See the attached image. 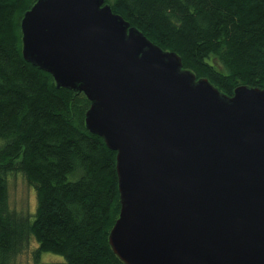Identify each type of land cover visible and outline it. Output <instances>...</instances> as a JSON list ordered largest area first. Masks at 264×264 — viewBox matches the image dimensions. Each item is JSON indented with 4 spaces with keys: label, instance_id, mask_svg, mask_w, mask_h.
<instances>
[{
    "label": "water",
    "instance_id": "95a60500",
    "mask_svg": "<svg viewBox=\"0 0 264 264\" xmlns=\"http://www.w3.org/2000/svg\"><path fill=\"white\" fill-rule=\"evenodd\" d=\"M20 29L24 60L85 95L116 154L121 262L264 264V90L225 96L105 0H37Z\"/></svg>",
    "mask_w": 264,
    "mask_h": 264
},
{
    "label": "trees",
    "instance_id": "16d2710c",
    "mask_svg": "<svg viewBox=\"0 0 264 264\" xmlns=\"http://www.w3.org/2000/svg\"><path fill=\"white\" fill-rule=\"evenodd\" d=\"M37 0H0V264L33 238L65 264H124L108 236L120 211L115 152L89 132L83 93L57 88L22 56L20 22ZM182 68L232 97L264 90V0H105ZM22 174L34 214L9 209L7 176Z\"/></svg>",
    "mask_w": 264,
    "mask_h": 264
},
{
    "label": "rangeland",
    "instance_id": "374dc122",
    "mask_svg": "<svg viewBox=\"0 0 264 264\" xmlns=\"http://www.w3.org/2000/svg\"><path fill=\"white\" fill-rule=\"evenodd\" d=\"M7 195L10 210L19 214H34L35 193L22 174L14 173L7 176ZM37 248L36 241L31 238L28 245L23 247L9 264H65L61 257L51 254H41L36 261L34 254Z\"/></svg>",
    "mask_w": 264,
    "mask_h": 264
}]
</instances>
